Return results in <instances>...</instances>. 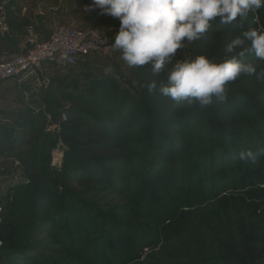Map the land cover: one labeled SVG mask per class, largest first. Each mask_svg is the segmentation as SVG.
Returning <instances> with one entry per match:
<instances>
[{"label": "rangeland", "instance_id": "rangeland-1", "mask_svg": "<svg viewBox=\"0 0 264 264\" xmlns=\"http://www.w3.org/2000/svg\"><path fill=\"white\" fill-rule=\"evenodd\" d=\"M91 4L0 0V58L21 55L28 37L47 40L55 25L112 44L119 20ZM252 19L215 22L176 59L223 60ZM120 57L48 63L2 85L0 249L12 240L14 257L0 264H264V182H251L264 156L238 158L264 147V84L241 77L223 102L178 104L146 87L166 84L171 66L153 76Z\"/></svg>", "mask_w": 264, "mask_h": 264}, {"label": "clouds", "instance_id": "clouds-1", "mask_svg": "<svg viewBox=\"0 0 264 264\" xmlns=\"http://www.w3.org/2000/svg\"><path fill=\"white\" fill-rule=\"evenodd\" d=\"M99 9L101 15L119 20L120 26L111 49L121 54L129 68L148 65L153 76L171 66L166 84L151 80L148 92L200 107L225 101L229 85L241 77H252L264 84V0H92L86 11ZM252 15V24L223 46L221 61L197 55L194 59H176L178 49L202 40L215 22L232 25L240 18V27ZM254 57V59H248ZM108 71H111L109 68ZM264 156V147L241 151L239 159L255 163Z\"/></svg>", "mask_w": 264, "mask_h": 264}, {"label": "built area", "instance_id": "built-area-1", "mask_svg": "<svg viewBox=\"0 0 264 264\" xmlns=\"http://www.w3.org/2000/svg\"><path fill=\"white\" fill-rule=\"evenodd\" d=\"M27 39L29 45L21 55L9 60L0 58V95L2 85L10 79L36 75V72L43 75L45 64L74 67L78 60L84 61L96 55L110 58L114 52L111 44L94 29L55 25L47 40L41 41L33 37Z\"/></svg>", "mask_w": 264, "mask_h": 264}, {"label": "trees", "instance_id": "trees-1", "mask_svg": "<svg viewBox=\"0 0 264 264\" xmlns=\"http://www.w3.org/2000/svg\"><path fill=\"white\" fill-rule=\"evenodd\" d=\"M263 179H264V175L257 174L254 177H251V182H255V183H257V182H264ZM12 242L13 241L10 240V239H8V238L5 239V242H4L5 245H3L4 247H3V249H0V257H10V256H13V255L8 256L9 253H11V252H6L7 250H9V248H12V244H13Z\"/></svg>", "mask_w": 264, "mask_h": 264}]
</instances>
